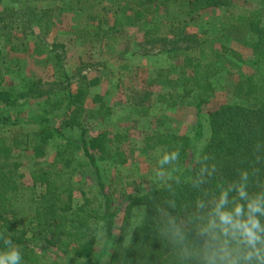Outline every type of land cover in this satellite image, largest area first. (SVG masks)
Segmentation results:
<instances>
[{"label": "trees", "instance_id": "trees-1", "mask_svg": "<svg viewBox=\"0 0 264 264\" xmlns=\"http://www.w3.org/2000/svg\"><path fill=\"white\" fill-rule=\"evenodd\" d=\"M130 3L131 8L116 15L113 27H123L127 17L134 23H146L143 45L158 49L167 63L156 68L153 79L175 85L174 92H159L155 103L159 109H175L186 100L193 101L196 124L190 128L189 136L161 132L143 137L145 151L153 153L170 149L180 152L178 163L183 169L178 176L181 183L176 185L178 203L187 202L194 195L187 177L191 175L193 161L201 150L218 164L224 179L234 177L240 168H257L259 178L264 179V3L249 8L244 5L233 8V0H130ZM141 6L145 7L144 10L139 9ZM149 7L159 15L166 10L180 11L184 16L182 21L202 12L220 11L225 31H245L252 39V57L245 60L225 46L213 50L198 34L180 28L174 30L169 21L152 20L147 14ZM126 12L130 14L127 16ZM37 22L40 24L41 19L38 18ZM40 31H45L42 26ZM88 33H92L96 41L101 40V30ZM59 49L64 47L53 44L50 50L53 56L47 59L53 64L55 74L59 75L50 87L58 86L61 79L69 80L62 55L57 52ZM230 62L251 69L246 74L239 73L234 83L232 94L242 104H227L208 112L209 137L200 148H196L204 134L202 108L215 92L212 81ZM100 82L101 78L87 80L82 77L74 91L67 86L66 91L54 93V89L42 91L40 81H31L20 89L22 92H18L16 86L5 84L0 73V128L16 126L20 122L19 115L26 109L28 101L17 106L18 100L31 96L38 101L43 97L39 104L40 116L32 117L38 129L33 134L31 146L27 136L17 135L10 140L0 137V232L6 230L5 235L11 236L22 247L23 264H56L52 257L38 253L36 245L46 253L50 249L63 253L70 250L71 262L67 264H100L95 243L100 224L110 250L107 264H174L171 250L156 238L155 233L158 219L154 209L168 196L160 185L125 195L127 205L122 210V224L118 233L115 232L120 215L112 208L115 190L106 189L100 164H126L127 160L120 153L122 142L128 137L104 130L92 134L87 129L89 120L103 119L111 114V107L100 95L91 99L93 111L84 107L90 89ZM133 94L127 99V105L139 118H147L153 94H139L138 91ZM63 103L65 107L61 108ZM12 109L15 110L14 116L10 114ZM57 117L60 124L55 127L53 122ZM62 129L79 133L65 135ZM60 141L63 145L56 149L58 152L51 167H43L38 160L44 158L53 145L57 147L59 144L55 143ZM28 151L33 170L28 176L29 186H26L22 182L25 175L21 168L24 153ZM78 151L85 160V167L93 172L99 197L93 196V187L90 189L86 182L76 183V187L73 181L76 173L74 154ZM190 151H193L191 158ZM76 191L80 193L79 201L75 199ZM145 210L147 215H144Z\"/></svg>", "mask_w": 264, "mask_h": 264}, {"label": "rangeland", "instance_id": "rangeland-1", "mask_svg": "<svg viewBox=\"0 0 264 264\" xmlns=\"http://www.w3.org/2000/svg\"><path fill=\"white\" fill-rule=\"evenodd\" d=\"M233 3V8L241 5L249 8L260 6L264 0H233ZM131 6L130 0H0V73L5 84L16 86V91L22 92L23 90L20 89L31 81H40L42 91L54 89V93H59L66 91L67 86L70 91H74L81 83L82 77L87 80L101 78L99 85L90 89L84 107L87 111L89 109L93 111L94 105L91 99L94 95H100L111 107V114L103 119L89 120L86 127L92 134L104 130L128 137L122 142L120 153L122 158L127 160L126 164H100V174L106 189L115 190L112 208L113 211L120 213L117 218L116 233L122 224L120 221L124 214L122 210L127 205L125 195L151 190L158 185L152 179L157 152L152 153L143 149V137L161 132L189 136L190 128L196 124L193 101L186 100L178 104L175 109L164 107L159 109L155 103V97L159 92H174L175 85L172 86L171 82L160 83L153 79L156 68L164 67L167 63L164 62V56L158 49L143 45L146 23L132 22L127 17L130 13L126 12L124 26L113 27L116 15L125 12ZM144 8V6L139 7L141 10ZM147 14L154 21L171 22L174 30L180 28L198 34L200 39L209 42L213 50L225 46L233 49L245 60L252 57V39L245 31L229 33L225 31L226 27L222 22L220 11L202 12L186 21H182L184 16L180 11L173 13L171 10H166L159 15L154 8L149 7ZM38 18L41 19L40 24L37 22ZM40 26L46 33H41ZM97 29L101 30L100 41H96L92 33H88ZM53 44L64 47L57 52L62 55V64L69 78L68 81L61 79L57 88L49 86L59 76L55 74L53 64L47 60L49 56H53L50 53ZM126 65L128 67L123 68ZM225 67L222 74L212 81L214 95L202 108L204 134L196 148H200L209 137L206 117L208 112L227 104H242V101L232 94L234 83L239 73L246 74L251 72V69L235 62H230ZM137 91L139 94L142 92L153 94L150 103L151 112L144 119L133 113L126 103L129 96ZM42 100L43 97L34 101L31 96L18 100L17 106L28 101L26 109L19 115L20 122L16 126L0 128V137L10 140L17 135L27 136L31 146L33 134L38 129L32 117L40 116L42 109L39 104ZM60 107L64 108L65 103ZM11 113L14 116L15 110L12 109ZM53 123L55 127L59 126L60 119L57 117ZM62 132L65 135L79 133L77 130L64 129ZM56 144L59 145L55 148L53 145L46 156L38 160L43 167L50 168L54 162L58 152L56 149L62 142ZM29 152L24 153L21 168V172L25 175L22 182L26 186H29L28 176L33 170ZM192 153L193 151L189 152V158L193 156ZM74 159L73 167L76 169L73 176L74 183L86 182L90 189L91 186L93 187L91 190L93 196L99 197L95 190L93 172L85 167V160L79 151L74 154ZM79 166L82 168H78ZM181 167L182 164L178 163L179 170L174 176L178 177L181 174L183 169ZM39 191L37 189V192ZM75 199L80 200L78 191L75 192ZM95 243L100 264H107L110 250L102 224L99 225ZM36 250L41 255L52 257L56 264L71 262L70 250L63 253L50 249L46 253L38 245Z\"/></svg>", "mask_w": 264, "mask_h": 264}, {"label": "clouds", "instance_id": "clouds-1", "mask_svg": "<svg viewBox=\"0 0 264 264\" xmlns=\"http://www.w3.org/2000/svg\"><path fill=\"white\" fill-rule=\"evenodd\" d=\"M179 160L178 150H158L152 172L154 183L168 193L154 209L156 238L171 250L174 264H264V179L259 169L240 168L224 179L218 164L201 150L187 177L194 195L178 203L181 181L174 173ZM5 232H0V264H23L22 247Z\"/></svg>", "mask_w": 264, "mask_h": 264}]
</instances>
